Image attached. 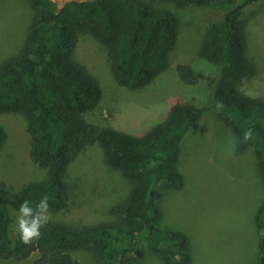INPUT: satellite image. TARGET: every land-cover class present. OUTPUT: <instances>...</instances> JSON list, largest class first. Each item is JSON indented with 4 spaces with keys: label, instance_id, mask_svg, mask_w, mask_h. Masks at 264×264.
<instances>
[{
    "label": "trees",
    "instance_id": "trees-1",
    "mask_svg": "<svg viewBox=\"0 0 264 264\" xmlns=\"http://www.w3.org/2000/svg\"><path fill=\"white\" fill-rule=\"evenodd\" d=\"M27 1L36 15L18 55L0 64V113H17L25 119L28 158L46 171V177L28 182L13 196L0 179V256L23 260L32 255L31 264H84L72 252L86 249L103 264H127L129 255H143L138 242L144 234L148 250L164 264H189L187 238L153 223L159 214L154 206L161 195L158 182L182 186L176 163L185 133L195 130L202 116L218 107L236 137L235 154L251 147L264 181V95L250 98L231 88L259 75L244 53L242 11L257 0H166L179 7L213 6L223 12L209 23L198 50L201 58L218 67V77L207 81L211 92L204 105L174 103L162 123L140 136L116 134L86 119L99 100L100 88L73 53L79 34H90L106 48L117 83L138 90L167 67L177 36L176 15L156 8L155 0H68L59 8L54 0ZM176 70L188 84L202 78L188 64H178ZM249 129L252 137L245 140ZM3 140L0 127V146ZM93 145L101 147L105 163L130 183L128 196L106 213L117 220L71 225L48 219L40 228V238L24 244L8 206L19 212L26 200L36 216L37 206L47 197L48 208L42 205L40 210H65L67 169ZM255 224L262 255L256 264H264V205L257 210Z\"/></svg>",
    "mask_w": 264,
    "mask_h": 264
},
{
    "label": "rangeland",
    "instance_id": "rangeland-1",
    "mask_svg": "<svg viewBox=\"0 0 264 264\" xmlns=\"http://www.w3.org/2000/svg\"><path fill=\"white\" fill-rule=\"evenodd\" d=\"M54 1L59 8L68 0ZM153 5L176 15L177 36L167 67L143 88L133 90L117 83L110 70L106 48L90 34H79L73 53V59L95 78L100 88L99 100L86 113V119L109 127L116 134L140 136L162 123L177 102L204 105L211 92L207 81L218 77V67L201 58L198 50L209 23L223 12L213 6L179 7L166 0H155ZM242 11L246 20L244 53L259 69V75L231 88L250 98L260 97L264 95V0L246 5ZM35 15L36 9L27 0H0V64L18 55L28 24ZM178 64L190 65L202 78L195 84L182 81L176 70ZM0 127L4 132L0 146V179L13 196L28 182L44 180L46 171L28 158L29 136L26 121L20 114L0 113ZM235 145L231 127L215 106L180 142L176 169L182 186L170 187L163 180L156 186L161 195L154 201L159 214L153 223L187 238L189 264L262 261L255 215L264 205V181L259 175L253 149L250 147L236 155ZM87 149L67 169V208L55 213L39 210L41 217L71 225L117 220L106 213L128 196L130 183L119 170L105 163L100 146ZM8 210L18 223L20 213L10 205ZM8 231L13 239V225H9ZM143 235L138 242L143 255H129L127 264H164L148 250ZM72 255L84 264H103L86 249L73 251ZM33 259L32 255L23 260L0 256V264H31Z\"/></svg>",
    "mask_w": 264,
    "mask_h": 264
},
{
    "label": "clouds",
    "instance_id": "clouds-1",
    "mask_svg": "<svg viewBox=\"0 0 264 264\" xmlns=\"http://www.w3.org/2000/svg\"><path fill=\"white\" fill-rule=\"evenodd\" d=\"M252 137V130L249 129L244 134V139L249 140ZM47 197H44L43 200H41L40 204L37 206V215L33 216V208L29 207V202L24 201L19 209L20 216L18 218V226L20 231V238L24 244H30L34 243L36 240H38L41 236L40 228L42 225L46 224L48 222V216L44 217L43 220H41L39 210L41 206L45 209L48 208L47 205Z\"/></svg>",
    "mask_w": 264,
    "mask_h": 264
}]
</instances>
